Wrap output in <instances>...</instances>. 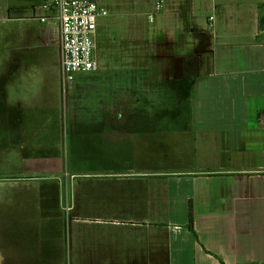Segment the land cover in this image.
Listing matches in <instances>:
<instances>
[{
  "label": "crops",
  "instance_id": "1",
  "mask_svg": "<svg viewBox=\"0 0 264 264\" xmlns=\"http://www.w3.org/2000/svg\"><path fill=\"white\" fill-rule=\"evenodd\" d=\"M111 3L100 68L65 85L47 0H0V159L23 161L0 179V264H264V0ZM183 110L194 156L151 167L153 123ZM64 137L94 193L60 197Z\"/></svg>",
  "mask_w": 264,
  "mask_h": 264
},
{
  "label": "rangeland",
  "instance_id": "2",
  "mask_svg": "<svg viewBox=\"0 0 264 264\" xmlns=\"http://www.w3.org/2000/svg\"><path fill=\"white\" fill-rule=\"evenodd\" d=\"M99 2L108 12L107 17L112 13V3L111 0H96ZM56 22V21H55ZM58 24V22H56ZM55 23V24H56ZM52 25V30L54 33L57 35L58 34V25ZM101 53V51H100ZM96 55L99 57V51L96 50ZM159 99V102L161 104H168V103H180L183 104L185 103L184 98H186V102H189V96H176L175 98L172 96H167V95H158L156 96ZM181 116L179 115L178 117V122L175 124H170L164 126H160L158 123L156 124L153 123L152 128L158 127L159 130L156 133V136H162L164 138V141H156L151 143V155L153 156V162L151 164V167L154 168H159L162 170L165 169H170L173 168L175 169L174 164H172L171 159L173 158H183L185 161H188V159H191L194 156V152L192 149L189 148H182L183 143L180 144L181 141V136H183V132H179L180 130L182 131L185 127V129L189 128V116H188V111L183 110L179 112ZM162 127V128H161ZM179 132V133H178ZM122 141H125L124 139ZM177 141H179L177 143ZM164 143V145H161L160 143ZM57 153L61 152L60 155V167H62L63 171L57 173L54 175V183L59 185V194L62 199H66L67 195L69 196L70 192V184L74 183L77 185L82 183L86 184L87 186H92V192H95L94 186L96 183H99V179L96 178H86L85 175H80V172H77V170L80 168L84 167H95L96 166V161L89 160L85 161L82 160L79 156V147H78V142H77V151H72L71 149V138H65L63 139L62 142L57 143ZM121 151H124V149H121ZM167 157V161L165 159L160 160L159 157ZM117 161V162H116ZM116 164L119 163V166H127V161L124 157L120 156L118 159H116ZM16 163V165L20 164L22 165L23 161L21 159H6V160H1L0 159V179L6 178L8 176H5L4 173L8 171L13 165V163ZM92 165V166H91ZM181 168V166H178ZM3 188L0 187V198L2 197L3 194Z\"/></svg>",
  "mask_w": 264,
  "mask_h": 264
},
{
  "label": "built area",
  "instance_id": "3",
  "mask_svg": "<svg viewBox=\"0 0 264 264\" xmlns=\"http://www.w3.org/2000/svg\"><path fill=\"white\" fill-rule=\"evenodd\" d=\"M55 13L61 31V72L65 85L73 82L78 72L100 68L96 55L98 21L108 15L96 0H47ZM164 7V0H154L155 13ZM153 18V14H150ZM46 22L47 18H41Z\"/></svg>",
  "mask_w": 264,
  "mask_h": 264
},
{
  "label": "trees",
  "instance_id": "4",
  "mask_svg": "<svg viewBox=\"0 0 264 264\" xmlns=\"http://www.w3.org/2000/svg\"><path fill=\"white\" fill-rule=\"evenodd\" d=\"M259 11H260V16H259V30L264 33V4L259 5ZM9 15L10 17H19V11L18 9H9ZM193 212L192 208L190 209V218H189V223H188V228L190 231H192L195 234L194 230V219H193Z\"/></svg>",
  "mask_w": 264,
  "mask_h": 264
}]
</instances>
